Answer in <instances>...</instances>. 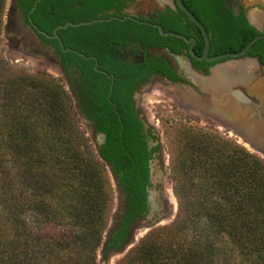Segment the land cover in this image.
<instances>
[{"label": "trees", "instance_id": "trees-1", "mask_svg": "<svg viewBox=\"0 0 264 264\" xmlns=\"http://www.w3.org/2000/svg\"><path fill=\"white\" fill-rule=\"evenodd\" d=\"M19 1L24 13L35 2ZM184 1L205 26L211 54L239 51L260 34L252 28L243 32L220 0H205L200 8L197 0ZM125 4L126 0H40L31 18L51 34L67 21L122 17ZM5 9L6 0H0V31ZM186 20L198 35L193 49L199 55L202 35ZM150 21L165 31L192 36L182 24ZM58 36L41 34L55 43L66 71L78 70L74 89L105 141L95 153L79 128L75 105L58 81L39 73L0 79V192L11 194L10 202L0 208V264H97L113 205L99 159L112 165L126 208L108 234L103 256L126 241L131 223L146 211L148 180L146 158L134 144L141 137V124L126 101L132 85L155 71L161 60L151 56V64L123 63L116 46L133 43L176 52L188 47L183 39L161 35L157 28L132 19L68 26L58 29ZM59 40L69 49L63 50ZM247 53L264 63V38ZM184 135L178 164L171 171L178 211L169 228L178 225L181 232L190 229L196 235L186 242L153 230L124 264H215L219 235L238 251L237 264H264V161L200 130L188 128ZM7 178L9 188L4 189Z\"/></svg>", "mask_w": 264, "mask_h": 264}, {"label": "flooded vegetation", "instance_id": "flooded-vegetation-1", "mask_svg": "<svg viewBox=\"0 0 264 264\" xmlns=\"http://www.w3.org/2000/svg\"><path fill=\"white\" fill-rule=\"evenodd\" d=\"M131 1L133 0H126V4L122 8V12L124 14H130L140 19H144L148 21H150L153 18L155 20H165L167 22H171L172 24L175 23L178 25L182 24L192 34L191 37L195 38L196 41L193 48L195 47V45L197 44L198 35L195 33L194 29H192L188 25V22L186 20L187 16L177 5L176 0H158L157 1L158 6L150 10L145 15L132 14L127 9ZM182 1L186 5V7L191 11L187 3H185L184 0ZM192 1L195 3L196 0H188V2H192ZM220 1L223 4L222 8L225 9L226 12L230 11L233 17H235L238 20L239 27L243 30V32L247 33L248 30H250L251 28L255 29L259 33L264 32L263 29L264 0H220ZM203 2H205V0H197L196 4L199 6L198 8L201 7V4ZM171 12H173V14H171ZM28 13H24L23 9L21 8V3L19 0H14L11 6V17L8 21V28L13 33L10 39L12 46L14 48L28 52L30 54L43 55L46 57V59L51 61L55 66H56L55 64L56 61L59 62L61 68L67 75L69 82L75 92L77 105L80 113L86 119H88L87 114L84 111L85 106L82 102V99H80V96L76 94L77 93L76 89H74V86H76L75 81L76 79H78V70L75 67H69L67 71L65 70L62 58L57 53V48L55 46V43L47 42L41 37L42 33L40 31H44V30L40 29L38 25L33 22L31 18V14L28 15ZM59 41L62 49L65 50L62 41L61 40ZM209 42H210V38H209ZM150 50L159 51L160 55L159 56L154 55L150 52ZM203 50H204V40H203V48L201 50V53L199 55L196 53L195 54L200 56L203 54ZM115 53L120 61L129 64L140 63L145 65L144 64L145 61L151 64V56H156L159 60H161V64L156 67L155 71H151L145 77V79L138 81L137 83L132 85L128 93V100H127L128 102L126 101V103H128V105L132 107L134 116L141 124V132H142L141 137L135 139L134 144L140 151L139 155L145 157L147 163L146 165L148 172V180L145 186L147 192L146 207H147L148 189L154 190L156 201H162L163 204H165V199L161 196V192H160L163 181V174H162L163 163H164V159L162 158L163 150L159 145L158 136L154 129V126L146 118L143 112L141 105L143 95L146 90L157 85L164 89H168L170 92H173L176 101L179 102H180V97L184 94V92L188 93V90L190 88H192L194 92H196L197 94L199 95L202 94L203 96H206L208 98L210 94L205 93L202 90V88L203 87L205 88V86H203V82H201L199 76L209 75L211 73V70L214 69V66H216L217 64H222L226 62L228 59L224 58L215 61L196 59L189 52V43L187 48H183L178 52L171 51L169 47L143 48V47H138L136 44L132 43L126 46H116ZM208 55L209 56L217 55V54H211V44L209 46ZM192 58L196 59L197 62L193 61ZM236 59H239V61L236 63V66L240 67V69L236 71L237 75H234L229 78H222L220 80L219 79L212 80V82H214L215 85H211L212 82L210 80H208V82L206 80L205 82H207L206 84H209L208 85L209 87L211 86L213 88L214 86L218 85L220 82H223L224 80L225 83L227 81L229 82L233 81L231 82L230 89L228 88L223 89L222 92L223 102L227 103V99H228L227 94L229 93L233 94L232 92H235L236 95L234 96L233 94L232 96L236 100V103L242 104L243 103L242 98L240 97L239 94H237L238 92L239 93L242 92L247 96V98H249L250 103L253 104L251 109L249 107L250 110L249 113L251 114V116L258 117L259 115L264 120V103L262 101L264 100V84L260 83L261 81H263V78L260 79V77H258L261 73H264V63L261 62L259 56L256 54L246 53L245 55L238 57ZM248 63H252L254 65L250 71L247 70ZM228 69L232 71L230 67H228ZM88 120L90 121L91 126L93 128V136L97 140L96 143L99 150L105 141V134L97 130L95 126V122L93 120L90 119ZM100 134L103 135V137L101 138V141L100 140L98 141L97 135ZM108 165L112 169V165L110 164ZM115 179L117 181L116 177ZM117 185H118V181H117ZM120 202L124 206V211H125L126 208L124 202V195L121 192H120ZM146 213H147V208L144 214L136 220L143 218L146 215ZM136 220H134L131 223L128 236L131 231V226ZM116 246H120V245L118 244Z\"/></svg>", "mask_w": 264, "mask_h": 264}, {"label": "rangeland", "instance_id": "rangeland-1", "mask_svg": "<svg viewBox=\"0 0 264 264\" xmlns=\"http://www.w3.org/2000/svg\"><path fill=\"white\" fill-rule=\"evenodd\" d=\"M157 1L158 0H133L130 2L127 9L132 14L145 15L150 10L158 6ZM9 2L10 0H6V9L3 16V24L6 23V12L9 6ZM8 13H9V18H8L9 21L11 17V8L9 9ZM8 21H7V28H8ZM8 30L11 32L9 28ZM238 61L239 59L227 60L225 64H220L217 65L216 67L223 68L227 64L226 66L232 69L233 66L236 65ZM253 66L254 65L252 63H248L247 70L250 71ZM35 73H39L42 76L58 81L64 87L69 99L74 104L72 94L68 89L66 79L64 75L61 73L60 69L56 67L51 61L46 59V57L43 55L40 54L34 55L25 52L23 50L14 48L12 46L11 40H9V38L6 36L5 32L2 29V31H0V79H4L10 76L35 74ZM258 77H260V79L263 78V81H261L260 83L264 84V73H261ZM227 83H229V81H227ZM219 84L221 86L225 85V80L223 82H220ZM211 85H215L214 82H212ZM141 102H142L141 105L143 112L146 118L154 126V129L158 136L159 145L163 150L162 158L164 159L165 162L164 169L167 172L166 188H168V190L170 191L171 200L175 203L176 210L174 212V215L170 219H164L152 228L140 229L138 231L137 240L125 253L121 255H117L113 259L112 264H124L128 258L133 257L136 247L153 230L156 231L161 229V233H162L161 236L163 237L175 235L176 238L180 237V239L182 240L183 238L184 240L186 239L185 240L186 242L187 241L190 242L194 239L193 236L196 235V233H192L193 231L191 232L190 229L181 232L177 227L178 225L177 226L175 225L173 229L172 227L169 228L172 224H175L176 214L178 211V199L173 190L171 171L173 165L178 164V156L186 140L184 135L185 129L190 128L193 130H200L207 134H211L216 137L225 139L231 144L240 146L244 148L246 151L254 155H257L264 161V155L254 150L252 147H250L245 138L237 135L229 127L222 126L221 123H219L212 117L204 115L197 110L186 108L179 101H176L174 93L170 92L168 89H164L160 86L155 85L152 88L145 91ZM76 118L80 130L87 137L91 148L96 153L94 143L91 141V138L88 135V131L85 125L81 123L78 116ZM99 161L102 164V168L109 179V183L111 185L113 192V205L110 213L112 214L117 203V194L115 191V185L108 168L106 167V165L102 160L99 159ZM164 169H162V171ZM9 182L10 180L7 178L5 181L6 183L5 186L9 184ZM1 188L3 187H0V189ZM8 188L9 187L6 186L4 189H8ZM10 199H11L10 191L7 192V190L6 191L4 190L2 193L0 192V208L2 204H6L10 202L9 201ZM110 217H109L108 225L110 223ZM215 239H217V244L220 247L218 253L216 254L215 264H237L238 262L240 263L241 256L239 255L237 250L233 249L232 244L227 240L226 236L219 235L218 238ZM100 251H101L100 249L97 250V255H96L97 264H99L98 259H99Z\"/></svg>", "mask_w": 264, "mask_h": 264}, {"label": "water", "instance_id": "water-1", "mask_svg": "<svg viewBox=\"0 0 264 264\" xmlns=\"http://www.w3.org/2000/svg\"><path fill=\"white\" fill-rule=\"evenodd\" d=\"M39 1L40 0H35L33 6L29 10L28 15H30L35 10ZM13 2H14V0H10V2H9V6H8V9L6 12V23H4L2 26V29L5 32L6 36L9 38V40H10V37L12 36L13 33L8 30L7 21L9 18L8 12H9V9L11 8ZM176 3L180 7V9L186 14V16L201 31V34H202V37L204 40V50H203V54L200 56L196 55L194 50H193V46H194L195 41H196L195 38L187 37L184 34H180V33L174 32V31H165L163 29V27L158 23L150 22V21L144 20V19H140V18L135 17V16L130 15V14H125L122 17L119 15H111L109 17H97V18H94L91 20H82V21H78V22L67 21L63 24H58L53 29V32L51 34H48L45 31H40V32L49 38H59L58 29L66 28L68 26L77 27L80 25H88V24H91L94 22H102V21H107V20H111V19H120V20L132 19L138 23L148 24L152 27L157 28L161 35H164V36L172 35V36L183 39L186 43H189V52L192 56H194L196 59H199V60L204 59L207 61H215V60H220V59H224V58L231 60V59H236L238 57H241L248 52V50L252 47V45L256 41L264 38V32H261L260 34L254 36L239 51L224 52V53H220L217 55L209 56L208 50H209L210 42H209V37H208V33H207L205 26L186 7V5L183 3L182 0H176ZM64 49L68 50L69 48H64ZM150 52L154 55H158V56L160 55V52L156 51V50H150ZM80 54H82V53H80ZM55 64L60 69L61 73L64 75V77L66 79L68 89H69L70 93L72 94V97L74 100V105H75V109L77 112V116L80 119L81 123L83 125H85V127L88 131V135L90 136L91 141L94 143V147H95V150L97 152L98 151V147H97V143H96L97 140L93 136V128L91 126V123L88 119H86L80 113L78 105H77V99H76L75 92H74V90H73V88L69 82L67 75L65 74V72L61 68L60 63L56 61ZM222 64H225V62ZM217 65H220V64H217ZM216 66H214V67H216ZM95 69L99 70L97 68V63H96ZM210 75H211V73L209 75H206V76L201 75V76H199V79H203V81H206L208 79V77H210ZM231 82H233V81H231ZM231 82H229L228 84H225L222 86L220 85V86L213 87V88L211 86L209 87V86H207V84L203 83V86H205V88L203 87L202 90L205 93L210 94V96L208 98L206 96H203L202 94L201 95L197 94L196 92H194V90L192 88H190L188 90V93L184 92V94L180 97V103L183 104L188 109L189 108L194 109V110H197L204 115L212 117L213 119H215L216 121L221 123V125L224 127H229L237 135L245 138L250 147H252L254 150H256V151H258L264 155V120L259 115H258V117L251 116V114L249 113V111H250L249 107L251 109L253 104L250 103L249 98H247V96L244 93L240 92L241 93L240 94L238 92L237 94L240 95L243 103L242 104L236 103V100L232 96L233 94L235 96L236 93L232 92L233 94L229 93L231 95L227 94V98H228L227 103L223 102V93H222L223 89L224 88L230 89L231 88ZM112 83H113V81H112ZM262 101L264 103V100H262ZM246 104H249V105H246ZM224 122H226V123H224ZM262 130H263V132H262ZM102 137H103V135H101V134L97 135L98 141L99 140L101 141ZM164 164H165V162L163 163V169L165 168ZM106 167L108 168L110 175L113 179L114 185H115V191L117 194V203H116V207H115L114 211L111 214L110 223L105 230L100 250L103 248L109 232L111 231V229H113L114 227H116L118 225V223L121 220L122 214L124 212V206L120 202V191H119L114 173L108 164H106ZM162 174H163V181H162L160 192H161V196L165 199V204H163L162 201H156L154 190L148 189L147 213H146V215L143 218L136 220L132 224L130 234H129L128 238L126 239V241L122 245L116 246V247L110 249L107 252L106 256H103L102 251L99 252V259H98L99 264H112L113 259L117 255H121V254L125 253L132 246V244L137 240L138 231L140 229L152 228L156 224L161 222L162 220L170 219L174 215V212L176 210V205L171 200L170 191L168 190V188H166V179H167L166 174H167V172L165 169L163 170Z\"/></svg>", "mask_w": 264, "mask_h": 264}, {"label": "bare ground", "instance_id": "bare-ground-1", "mask_svg": "<svg viewBox=\"0 0 264 264\" xmlns=\"http://www.w3.org/2000/svg\"><path fill=\"white\" fill-rule=\"evenodd\" d=\"M239 69H240V67L236 66V65L233 66L232 71H230L226 65L223 68L222 67H215L214 69L211 70V75H210V77H208L207 82H208V80H210L212 82V80H216V79L220 80L222 78H229V77H232L234 75H237L236 71H238ZM200 80H201V82H203L205 84L207 83V82L203 81V79H200ZM225 84H228V83L226 82ZM207 86H208V84H207ZM217 86H220V84L216 85V87ZM262 132H263V130H262Z\"/></svg>", "mask_w": 264, "mask_h": 264}]
</instances>
